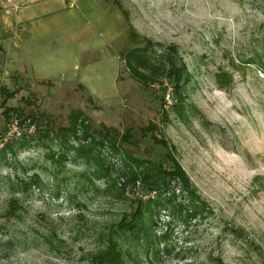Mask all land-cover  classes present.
<instances>
[{
    "label": "rangeland",
    "instance_id": "obj_1",
    "mask_svg": "<svg viewBox=\"0 0 264 264\" xmlns=\"http://www.w3.org/2000/svg\"><path fill=\"white\" fill-rule=\"evenodd\" d=\"M23 16L0 28L12 39L0 44V264H92L107 237L125 264H264V74L238 65L264 63V0H36ZM173 57L187 74L178 95L166 77ZM75 115L74 150L60 149L55 134ZM105 129L129 134L119 147L141 159L164 158L151 136L171 146L209 209L187 227L159 213L160 259L111 231L140 190H119L120 177L114 187L110 145L96 149L110 178L75 155Z\"/></svg>",
    "mask_w": 264,
    "mask_h": 264
},
{
    "label": "trees",
    "instance_id": "obj_2",
    "mask_svg": "<svg viewBox=\"0 0 264 264\" xmlns=\"http://www.w3.org/2000/svg\"><path fill=\"white\" fill-rule=\"evenodd\" d=\"M149 47H146L147 50ZM172 53L176 54L174 49L171 48ZM138 56H135L136 59ZM166 59L169 64V69L166 72V77L172 80L173 91L178 95L180 85L186 81V73L183 65L177 60L176 57ZM238 65L241 66H254L256 69L264 74V63L260 58L254 57L252 59H238ZM137 61V60H136ZM233 65L232 60H230ZM142 61L139 60L136 63V67L141 66ZM234 66V65H233ZM136 67H132L127 62V68L131 69L130 72L133 78L139 82H150V79L142 75ZM215 83L219 86L226 87L232 80L230 75L223 72H218L214 76ZM180 100V99H179ZM13 111V110H12ZM13 113H17L13 111ZM71 125L67 128H61L55 136L59 139L60 149L74 150L69 144V138H75L78 132L77 123L79 121L78 115L73 117ZM33 118L31 119V123ZM81 134L83 140L86 141L90 136L88 127L81 124ZM148 127V126H147ZM152 128H146L145 130H139L140 134L144 135L145 132ZM53 135L50 129L46 130L45 138L49 135ZM100 140L94 141L91 139L89 145L85 146L80 144L75 148V155L85 161L86 164L90 162L96 164L99 168V173L106 177H109L110 169L103 166V160L100 159V155L96 150L97 147L102 148L104 142L110 145L114 154H117L119 159L120 169L116 179H111L116 186V180L123 179L119 184V190L123 191L128 186L132 191L133 189L140 190V197H134L132 201H129L131 211H127L121 215L120 221L116 226H113L111 231L122 233L126 239L133 244H143L145 257L148 259L150 254L153 259H160V252L158 248V238L153 232V227L156 224V220L159 217V213H164L171 222L178 221L182 226H188L191 220H202L206 214L209 213V209L205 202L199 199L195 189L187 179L181 166L173 158V148L166 144L163 140L157 141L151 136L152 143L155 146H161L165 150L164 158L160 161L151 159H141L139 157L130 156L119 147V142L126 143L131 139L129 134L122 136L116 135L113 130H106L103 133H99ZM87 142V141H86ZM7 146L6 148H8ZM6 148L2 151L5 153ZM97 151V153H96ZM59 160L63 158V154L59 155ZM59 162V161H58ZM24 190L27 191L29 187L39 185L40 180L37 176L29 179L28 182L22 183ZM57 196V195H56ZM170 224V223H168ZM166 224V225H168ZM164 237L161 239L163 240ZM107 248L103 251H99L91 257L92 264H125L123 254L118 250L117 244L111 237H107ZM164 246V251H166ZM136 264H142L139 260Z\"/></svg>",
    "mask_w": 264,
    "mask_h": 264
},
{
    "label": "crops",
    "instance_id": "obj_3",
    "mask_svg": "<svg viewBox=\"0 0 264 264\" xmlns=\"http://www.w3.org/2000/svg\"><path fill=\"white\" fill-rule=\"evenodd\" d=\"M15 1H19V0H15ZM23 1L26 2V0H23ZM29 1L32 3L36 0H29ZM31 3H29L27 5L24 4L25 7L23 6V3H22V5L20 4L19 5L20 7L17 10H15L16 15L14 17L13 16V9H12L13 0H0V28H2L1 35L4 36L5 35L4 33L7 32V30H10V32L13 31V20H14L16 25H18V26L21 25L20 21L24 17L23 13L25 14L27 12V9ZM19 14H21V15H19ZM0 44H4V45L12 44L11 37L6 38V39L2 38L0 40Z\"/></svg>",
    "mask_w": 264,
    "mask_h": 264
},
{
    "label": "built area",
    "instance_id": "obj_4",
    "mask_svg": "<svg viewBox=\"0 0 264 264\" xmlns=\"http://www.w3.org/2000/svg\"><path fill=\"white\" fill-rule=\"evenodd\" d=\"M13 9H17V5H16V4L13 5ZM168 97H169V96H168L167 94H165V97L163 98V103H164V104L167 103V105H169L170 102L168 101ZM164 106H165V105H164ZM164 106H163V107H164Z\"/></svg>",
    "mask_w": 264,
    "mask_h": 264
}]
</instances>
